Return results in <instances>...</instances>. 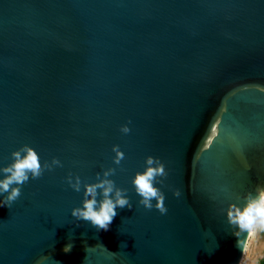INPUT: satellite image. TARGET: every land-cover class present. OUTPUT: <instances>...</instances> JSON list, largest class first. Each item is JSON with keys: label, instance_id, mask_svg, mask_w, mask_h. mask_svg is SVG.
<instances>
[{"label": "water", "instance_id": "water-1", "mask_svg": "<svg viewBox=\"0 0 264 264\" xmlns=\"http://www.w3.org/2000/svg\"><path fill=\"white\" fill-rule=\"evenodd\" d=\"M24 144L63 167L0 206V264H238L226 209L264 186V0H0V167ZM149 155L166 214L132 184ZM109 167L133 207L97 230L67 177Z\"/></svg>", "mask_w": 264, "mask_h": 264}, {"label": "clouds", "instance_id": "clouds-1", "mask_svg": "<svg viewBox=\"0 0 264 264\" xmlns=\"http://www.w3.org/2000/svg\"><path fill=\"white\" fill-rule=\"evenodd\" d=\"M121 131L125 134L131 131L128 124L121 126ZM115 165H120L125 158V153L119 145H113ZM12 162L0 167V206L11 207L12 203L18 200L22 194V186L29 179H39L45 171H52L54 166L63 167L62 161L58 157H53L51 161L41 162L37 150L29 144H24L19 149L11 153ZM145 170L138 171L132 179L136 193L141 197L139 204L151 210L155 207L161 214H166L168 209L165 205V194L157 187V182L163 184L168 177V170L165 163L159 158L149 155L145 160ZM116 173L115 167H109L103 171V176L98 172L97 180L91 183L82 181L79 175L73 179L70 173L67 177L69 186L76 192H80L82 185L84 188V199L82 207L72 209V216L77 220L90 222L97 230L107 231L117 215V208L125 207L131 209L133 204L126 194L127 189L118 187L112 177ZM6 194V195H5ZM174 195L179 197L181 191L176 189ZM100 197V199H98ZM243 203H231L226 209L227 221L233 229V234L237 237L236 247L242 251L238 264H245L248 256V239H250L258 229L264 230V186H257L255 193L249 191L243 197ZM153 200L156 201L155 205ZM221 211H224L223 209ZM247 233L246 237L244 234ZM72 244L65 246L64 251L70 252ZM49 256H41L36 264H45Z\"/></svg>", "mask_w": 264, "mask_h": 264}, {"label": "rangeland", "instance_id": "rangeland-1", "mask_svg": "<svg viewBox=\"0 0 264 264\" xmlns=\"http://www.w3.org/2000/svg\"><path fill=\"white\" fill-rule=\"evenodd\" d=\"M247 243V264H264V230L258 229Z\"/></svg>", "mask_w": 264, "mask_h": 264}, {"label": "bare ground", "instance_id": "bare-ground-1", "mask_svg": "<svg viewBox=\"0 0 264 264\" xmlns=\"http://www.w3.org/2000/svg\"><path fill=\"white\" fill-rule=\"evenodd\" d=\"M248 247H249V245H248ZM247 260V259H246ZM245 264H247V261H245Z\"/></svg>", "mask_w": 264, "mask_h": 264}]
</instances>
